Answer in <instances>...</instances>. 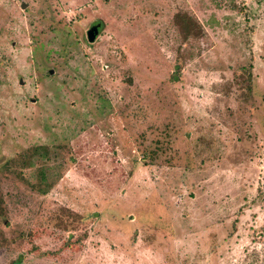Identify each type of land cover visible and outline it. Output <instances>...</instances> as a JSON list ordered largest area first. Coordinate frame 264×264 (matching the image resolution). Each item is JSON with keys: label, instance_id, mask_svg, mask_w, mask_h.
<instances>
[{"label": "rangeland", "instance_id": "rangeland-1", "mask_svg": "<svg viewBox=\"0 0 264 264\" xmlns=\"http://www.w3.org/2000/svg\"><path fill=\"white\" fill-rule=\"evenodd\" d=\"M15 261L264 264V0H0Z\"/></svg>", "mask_w": 264, "mask_h": 264}, {"label": "water", "instance_id": "water-1", "mask_svg": "<svg viewBox=\"0 0 264 264\" xmlns=\"http://www.w3.org/2000/svg\"><path fill=\"white\" fill-rule=\"evenodd\" d=\"M98 26V23H94L85 31L87 42H92L94 40L95 36L97 35Z\"/></svg>", "mask_w": 264, "mask_h": 264}, {"label": "trees", "instance_id": "trees-1", "mask_svg": "<svg viewBox=\"0 0 264 264\" xmlns=\"http://www.w3.org/2000/svg\"><path fill=\"white\" fill-rule=\"evenodd\" d=\"M247 79H248V76H247ZM8 264H20V263H19V261H18V262L15 261V262H10V263H8Z\"/></svg>", "mask_w": 264, "mask_h": 264}, {"label": "flooded vegetation", "instance_id": "flooded-vegetation-1", "mask_svg": "<svg viewBox=\"0 0 264 264\" xmlns=\"http://www.w3.org/2000/svg\"><path fill=\"white\" fill-rule=\"evenodd\" d=\"M91 25H92V24H90L89 27H90ZM89 27H88V28H89ZM88 28H87V29H88ZM87 29H86V30H87Z\"/></svg>", "mask_w": 264, "mask_h": 264}]
</instances>
